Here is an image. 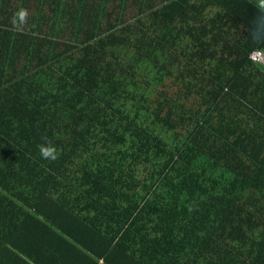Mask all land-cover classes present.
Masks as SVG:
<instances>
[{"label": "trees", "instance_id": "trees-1", "mask_svg": "<svg viewBox=\"0 0 264 264\" xmlns=\"http://www.w3.org/2000/svg\"><path fill=\"white\" fill-rule=\"evenodd\" d=\"M11 1L0 264H264V68L248 59L264 45L259 0H144L131 23L103 22L95 0H36L19 30L32 0Z\"/></svg>", "mask_w": 264, "mask_h": 264}, {"label": "rangeland", "instance_id": "rangeland-1", "mask_svg": "<svg viewBox=\"0 0 264 264\" xmlns=\"http://www.w3.org/2000/svg\"><path fill=\"white\" fill-rule=\"evenodd\" d=\"M151 1V5L152 6H158L159 4L162 3L163 0H150ZM141 2L143 3L144 6V0H123V2L121 3V6H119L118 0H95V3L99 4L98 6H103V8L106 11V17L102 18L103 22H106V20H109L111 22H113L114 17H117L119 14L121 15L123 21L125 22H133L134 18L138 15L139 13V8H141ZM16 3V0H12L11 1V6L13 7ZM35 4H36V0H32L31 4L29 7L26 8V10L28 11V17L27 19L30 20V16L34 14L35 12ZM119 8V10L117 9ZM143 11L147 10L146 6L142 9ZM44 14L46 15H50V11L47 7H44ZM110 13V16H108L107 18V14ZM58 26H54L55 29V39H57L58 41H62L64 39H68L70 36L68 34V30L66 29L68 26H64V24L57 19L56 21ZM51 29H47L46 25H43L41 27V31L39 32V35L41 38H46L49 39L50 38V33ZM52 38V37H51ZM17 65L20 66L23 62V56Z\"/></svg>", "mask_w": 264, "mask_h": 264}, {"label": "clouds", "instance_id": "clouds-1", "mask_svg": "<svg viewBox=\"0 0 264 264\" xmlns=\"http://www.w3.org/2000/svg\"><path fill=\"white\" fill-rule=\"evenodd\" d=\"M27 17H28V11L26 9H19L14 14V23L18 27V30H19L20 25L26 24ZM254 42H259V40L257 38H254ZM43 139L47 141L46 137ZM38 148H39L40 155L43 159L54 161L58 158L57 150L54 146L51 145L50 141H47L46 143L38 145Z\"/></svg>", "mask_w": 264, "mask_h": 264}, {"label": "built area", "instance_id": "built-area-1", "mask_svg": "<svg viewBox=\"0 0 264 264\" xmlns=\"http://www.w3.org/2000/svg\"><path fill=\"white\" fill-rule=\"evenodd\" d=\"M248 59L264 68V45L262 47L252 49L248 54Z\"/></svg>", "mask_w": 264, "mask_h": 264}, {"label": "water", "instance_id": "water-1", "mask_svg": "<svg viewBox=\"0 0 264 264\" xmlns=\"http://www.w3.org/2000/svg\"><path fill=\"white\" fill-rule=\"evenodd\" d=\"M258 4H259L262 8H264V0H259Z\"/></svg>", "mask_w": 264, "mask_h": 264}, {"label": "crops", "instance_id": "crops-1", "mask_svg": "<svg viewBox=\"0 0 264 264\" xmlns=\"http://www.w3.org/2000/svg\"><path fill=\"white\" fill-rule=\"evenodd\" d=\"M259 2V1H258ZM100 262H101V260H100Z\"/></svg>", "mask_w": 264, "mask_h": 264}]
</instances>
